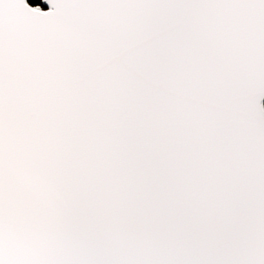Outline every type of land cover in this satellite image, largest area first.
<instances>
[{
  "label": "snow or ice",
  "instance_id": "snow-or-ice-1",
  "mask_svg": "<svg viewBox=\"0 0 264 264\" xmlns=\"http://www.w3.org/2000/svg\"><path fill=\"white\" fill-rule=\"evenodd\" d=\"M0 264H264V0H0Z\"/></svg>",
  "mask_w": 264,
  "mask_h": 264
},
{
  "label": "trees",
  "instance_id": "trees-1",
  "mask_svg": "<svg viewBox=\"0 0 264 264\" xmlns=\"http://www.w3.org/2000/svg\"><path fill=\"white\" fill-rule=\"evenodd\" d=\"M29 3L34 5V4L40 3V0H29Z\"/></svg>",
  "mask_w": 264,
  "mask_h": 264
},
{
  "label": "water",
  "instance_id": "water-1",
  "mask_svg": "<svg viewBox=\"0 0 264 264\" xmlns=\"http://www.w3.org/2000/svg\"><path fill=\"white\" fill-rule=\"evenodd\" d=\"M27 3H29V0H27ZM40 3H41V0H40ZM30 4V3H29ZM32 5V4H31ZM41 6L43 7V8H47V5L46 4H41Z\"/></svg>",
  "mask_w": 264,
  "mask_h": 264
}]
</instances>
